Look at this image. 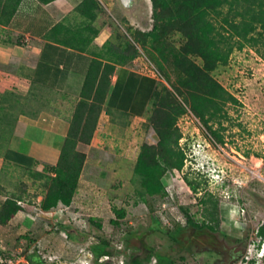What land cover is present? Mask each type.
I'll return each instance as SVG.
<instances>
[{
    "label": "rangeland",
    "instance_id": "rangeland-1",
    "mask_svg": "<svg viewBox=\"0 0 264 264\" xmlns=\"http://www.w3.org/2000/svg\"><path fill=\"white\" fill-rule=\"evenodd\" d=\"M99 1L103 11L94 25L99 30L108 25L107 40L112 47L117 41L134 43V29L146 32L152 28L149 0H138L130 12L117 0ZM178 38L173 39L176 45ZM136 47L139 65L135 68L168 85L152 60L156 52L150 41L146 47L138 43ZM212 76L237 100L228 103L225 115L211 123L222 142L190 112L178 119L183 136L180 145L187 160L182 171L167 172L162 178L171 197L168 202L160 196L151 197L154 213L142 202L133 173L140 144L150 134H145L142 121L124 126L129 116L113 109L88 150L73 210L59 206L47 215L37 213L45 178L34 172L27 177L16 172L8 180L0 171V203L19 189L29 196L22 211L0 224V264L13 258L14 264H27L18 254L23 246L30 251L38 249L46 264H246L247 260L264 264V237L256 234L264 220V47L259 51L246 45L234 49L228 63L212 71ZM184 175L204 182L194 192ZM209 197L217 202L214 231L177 226L180 206L187 208L195 221H208L211 203L201 200ZM113 205L126 212L116 225L110 223ZM90 218L101 224V231L88 222ZM95 235L109 241L105 255L92 251Z\"/></svg>",
    "mask_w": 264,
    "mask_h": 264
},
{
    "label": "trees",
    "instance_id": "trees-1",
    "mask_svg": "<svg viewBox=\"0 0 264 264\" xmlns=\"http://www.w3.org/2000/svg\"><path fill=\"white\" fill-rule=\"evenodd\" d=\"M36 1L47 4L54 0ZM149 1L152 28L146 32L134 29L131 32L134 43L126 42L122 45L117 41L115 47H112L106 39L97 51L91 50L90 46L100 32L94 25L103 11L99 0H81L71 12L72 17L67 15L44 34L46 40L75 51L93 53L94 58L85 74L79 101L56 163L44 166L42 172L33 171L45 178V191L37 204V213L47 215L59 206L73 210L74 196L87 156L80 147L88 146L92 141L102 113L111 116V108L103 109L110 77L115 64H127L137 57L136 43L146 47L150 41L156 52V56L152 54V60L168 84L155 81L142 123L144 130L153 132L156 137L154 142L143 141L140 144L133 166V173L141 188L139 195L142 202L151 212V197L160 196L168 202L170 192L161 180L167 172L182 171L184 168L187 158L180 145L183 137L178 126L180 117L190 112L215 140L222 142L221 135L212 128L211 123L220 120L225 115V106L237 100L212 76V71L226 65L234 49H242L246 45L259 51L264 47V0ZM21 2L0 0V25L9 23ZM176 35H179L178 45L173 40ZM119 39L122 38L119 36ZM166 69L169 74L165 72ZM1 103L2 97L0 109ZM116 112L124 114L123 111ZM14 121L10 122L0 115V141L11 137ZM123 124L128 125L129 120ZM183 178L194 192L204 182L189 179L186 175ZM25 192L19 189L18 192L9 193L0 203V224H5L23 210L19 202L29 198L25 197ZM207 200L201 201L211 203L210 210L206 212L208 221H195L187 208L180 206L184 223L176 221L177 226L187 225L198 231H214L218 226L217 202L212 197ZM111 209L114 217L110 223L116 225L125 218L126 212L115 205ZM46 220L49 222V218ZM88 222L101 231L99 222L91 218ZM52 228L56 231L55 227ZM259 235L264 237V226L259 229ZM95 236L97 240L93 245L96 247H91L92 251L97 256L105 255L104 249L109 246V241L100 235ZM18 254L23 256L27 264H46L36 248L30 251L23 246L22 252Z\"/></svg>",
    "mask_w": 264,
    "mask_h": 264
},
{
    "label": "crops",
    "instance_id": "crops-1",
    "mask_svg": "<svg viewBox=\"0 0 264 264\" xmlns=\"http://www.w3.org/2000/svg\"><path fill=\"white\" fill-rule=\"evenodd\" d=\"M80 1L40 4L36 0H22L9 23L0 25V115L10 122L15 120L11 137L0 141V171L7 174L8 180L16 172L24 173V177L28 172H42L44 166L54 165L58 159L94 56L46 40L44 34L67 15L71 16ZM108 29L105 25L93 40V52L108 39ZM132 62V66L115 64L103 105V109L127 114L128 125L144 122L149 96L157 81L152 74L135 68L138 58ZM106 117L102 113L92 141L80 147L86 155ZM147 133L150 135L143 141L154 142L153 132Z\"/></svg>",
    "mask_w": 264,
    "mask_h": 264
},
{
    "label": "water",
    "instance_id": "water-1",
    "mask_svg": "<svg viewBox=\"0 0 264 264\" xmlns=\"http://www.w3.org/2000/svg\"><path fill=\"white\" fill-rule=\"evenodd\" d=\"M120 7L126 11V12H130L132 10H134L135 8V4L138 0H117ZM134 4V5H133Z\"/></svg>",
    "mask_w": 264,
    "mask_h": 264
},
{
    "label": "built area",
    "instance_id": "built-area-1",
    "mask_svg": "<svg viewBox=\"0 0 264 264\" xmlns=\"http://www.w3.org/2000/svg\"><path fill=\"white\" fill-rule=\"evenodd\" d=\"M159 73V72H158ZM157 73V74H158ZM158 75H160V74H158ZM161 77V76H160ZM37 204H38V202H37ZM19 205L20 206H22L23 207V209L25 208V202L24 201H21V202H19ZM62 208H64V207H62ZM179 208V207H178ZM178 210V209H177ZM177 220L179 221V222H181V223H184V217H183V215H182V213L180 212V211H177ZM180 219V220H179ZM21 257H23V256H21ZM23 259V260H22ZM20 261L21 262H23V261H25L24 260V258H22ZM246 260H247V257H246ZM14 261H16V259L15 258H13V259H10V260H8V264H14L13 262ZM248 261V260H247ZM24 263H27V262H24Z\"/></svg>",
    "mask_w": 264,
    "mask_h": 264
},
{
    "label": "flooded vegetation",
    "instance_id": "flooded-vegetation-1",
    "mask_svg": "<svg viewBox=\"0 0 264 264\" xmlns=\"http://www.w3.org/2000/svg\"><path fill=\"white\" fill-rule=\"evenodd\" d=\"M263 226H264V220L261 222V225L259 226V228H258L257 231H256L257 236L259 235V229H260L261 227H263ZM258 237L262 238V236H260V235H259ZM256 241H257V240H253L254 243H256ZM257 243H258V241H257ZM246 264H253V263H250V262L247 261Z\"/></svg>",
    "mask_w": 264,
    "mask_h": 264
},
{
    "label": "clouds",
    "instance_id": "clouds-1",
    "mask_svg": "<svg viewBox=\"0 0 264 264\" xmlns=\"http://www.w3.org/2000/svg\"><path fill=\"white\" fill-rule=\"evenodd\" d=\"M144 1V0H143ZM205 172H208V170H205Z\"/></svg>",
    "mask_w": 264,
    "mask_h": 264
},
{
    "label": "bare ground",
    "instance_id": "bare-ground-1",
    "mask_svg": "<svg viewBox=\"0 0 264 264\" xmlns=\"http://www.w3.org/2000/svg\"><path fill=\"white\" fill-rule=\"evenodd\" d=\"M129 225V224H128ZM144 231V230H143ZM146 231V230H145ZM130 243V242H129Z\"/></svg>",
    "mask_w": 264,
    "mask_h": 264
}]
</instances>
